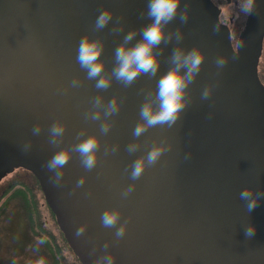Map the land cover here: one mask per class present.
<instances>
[{
	"label": "water",
	"instance_id": "95a60500",
	"mask_svg": "<svg viewBox=\"0 0 264 264\" xmlns=\"http://www.w3.org/2000/svg\"><path fill=\"white\" fill-rule=\"evenodd\" d=\"M148 2L0 0V179L12 167L35 176L82 264H95L105 254L114 257L113 264H264V198L251 212L239 198L246 186L264 191V86L256 76L254 57L264 31V0H256L235 49L210 0H181L165 31L180 28L183 39L177 42L173 36L160 46L156 76L142 73L127 87L113 77L108 89H97L77 62L82 36L104 40L100 59L110 75L115 49L126 33L137 30L129 42L134 44L151 22ZM185 3L188 20L182 23ZM103 9L112 11V19L96 30L95 20ZM114 25H123V31L114 33ZM177 43L185 50L199 46L205 54L188 86L190 102L171 128L150 127L136 138L141 106L149 91L155 94ZM220 55L227 59L223 68L216 64ZM74 78L80 81L78 87L72 86ZM208 85L211 95L201 99ZM97 95L105 104L115 95L120 103L119 112L108 117L107 134L100 133L103 114L98 121L85 118ZM57 120L65 124V133L62 143L52 145L49 129ZM35 125L41 127L39 135L32 134ZM81 130L85 136L99 137L97 165L86 170L73 152L56 184L46 162L60 148L71 147ZM165 138L170 150L132 181V162ZM27 141L31 148L25 152ZM129 143L139 145L136 152L129 154ZM113 145L117 151L105 155V147ZM81 177L84 184L76 187ZM130 184L134 190L125 198L122 193ZM109 207L121 209V223L128 220L119 240L116 229L101 222ZM249 224L255 226L252 237L245 235ZM82 226L85 231L77 236Z\"/></svg>",
	"mask_w": 264,
	"mask_h": 264
},
{
	"label": "clouds",
	"instance_id": "9594fccd",
	"mask_svg": "<svg viewBox=\"0 0 264 264\" xmlns=\"http://www.w3.org/2000/svg\"><path fill=\"white\" fill-rule=\"evenodd\" d=\"M181 0H149L147 15L151 22L144 25L141 30V37L134 44H130L136 36V29L129 30L115 49V66L111 74L104 71V61L100 59L102 50L104 49V40L101 37L90 38L88 33H85L77 50V62L80 67L87 72V78L95 80L97 89L106 90L110 87L112 78L123 83L126 87L133 84L135 80L143 73L151 77L156 76L159 67V56L163 53L162 44L167 45L172 41L173 36L177 42L183 39V34L180 28L175 31H165L166 26L176 18ZM256 7V0H241L238 4L239 13L244 16L251 15ZM238 13V17H239ZM144 14L141 13V16ZM180 20L186 23L188 20V4L185 3L184 9L180 13ZM112 19V11L103 9L100 11L95 20V29L100 30L105 28ZM117 25H120L117 22ZM218 31V26L215 27ZM112 31L118 33L123 31V25L113 26ZM243 40L238 42L237 47L243 45ZM159 48V52L156 49ZM204 52L199 46H193L191 49L185 50L177 43V46L172 50L170 56V66L167 71L162 73L157 82V90L155 94L149 91L146 95L144 103L140 110V121L136 124L133 136L139 138L150 127L167 126L171 128L179 119L182 111L190 102L188 95V86L194 81L200 71L204 60ZM234 57L238 56V52L233 53ZM227 63V59L220 55L216 59L218 68H223ZM72 86L78 87L80 81L72 80ZM212 86H205L201 95V99H208L211 95ZM120 103L114 95L106 104L100 95H97L93 100L92 108L85 114L86 119L98 121L103 114L104 120L100 124V133L107 134L111 128V121L108 117L118 113ZM41 127L35 125L32 129L33 135H39ZM65 133V124L59 120L53 122L49 129V143L58 145L62 143ZM83 137V138H81ZM139 145L137 143H129L127 151L129 154L137 151ZM31 148V141L25 142L23 150L26 152ZM100 148V140L96 133L85 136L84 131L77 133V140L71 147L65 146L57 150L54 155L46 162V167L53 173L54 183L59 184L63 178V169L68 163L73 152L78 153L82 166L91 171L98 162V150ZM118 146L113 145L110 148L105 147L104 153L107 155L110 151H117ZM171 144L166 141L154 143L150 150L137 157L131 165L130 177L132 181L138 180L144 173L146 167L154 166L161 158L162 154L169 151ZM187 159V156L185 157ZM127 171V169H125ZM84 184V178L81 177L76 187H81ZM134 190V185L127 186L123 193V197H127ZM239 198L245 202L248 212H251L257 207L258 202L264 198V191H254L251 187H244L239 193ZM121 209L119 207L106 208L101 215L102 225L106 228H115V236L119 240L123 238L126 232L128 220L120 222ZM118 225V227H117ZM84 227H80L76 231V235L84 233ZM255 233V226L249 224L245 228V235L252 237ZM43 243V240L40 241ZM108 247L107 243L104 245ZM114 257L110 254L100 256L95 264H113ZM37 264H45V260L41 257Z\"/></svg>",
	"mask_w": 264,
	"mask_h": 264
},
{
	"label": "rangeland",
	"instance_id": "374dc122",
	"mask_svg": "<svg viewBox=\"0 0 264 264\" xmlns=\"http://www.w3.org/2000/svg\"><path fill=\"white\" fill-rule=\"evenodd\" d=\"M220 4L223 6L225 18L231 15L234 21L239 23V27L232 25L237 32L243 25L244 14L239 13V8L234 5H226L222 2ZM17 189L26 191V198L33 203V209L28 207L25 199L27 206L20 203L19 196L23 197V195H16ZM30 210H32L31 215L28 213ZM53 218L31 172L16 168L0 179V264H37L42 256L35 245L41 239H36L34 236V240H29L28 236L31 233V227L35 230L38 221L42 225L44 234L53 236L61 247L60 251L56 249L60 261L64 264H78L65 246L61 230L55 222L56 219L54 218V221ZM42 244L48 249L47 259L50 264H58L57 255L49 248L48 243L43 240Z\"/></svg>",
	"mask_w": 264,
	"mask_h": 264
},
{
	"label": "flooded vegetation",
	"instance_id": "af4514ba",
	"mask_svg": "<svg viewBox=\"0 0 264 264\" xmlns=\"http://www.w3.org/2000/svg\"><path fill=\"white\" fill-rule=\"evenodd\" d=\"M210 1L218 8V20H219L220 23L224 24L227 27L228 32H229V36H230L231 45L235 49L237 37H238L240 31L243 29V26H244V23H245V20H246L247 16L243 20V25L236 32L235 29L232 27V25H234L235 27H239V23H236L234 21L233 16H231V15L227 19L225 18V13L223 11V6L220 3L222 2V4L234 5L236 8H238V4L241 2V0H210ZM254 57H255V73H256V76H257L258 80L260 81V83L264 86V31H263L262 36H261L260 46L257 49V54ZM16 168H21V167H12V169L9 172H12V170H15ZM25 170H27V169H25ZM9 172H7V173H9ZM33 177H34V179H35V181L37 183V186L39 187V190L41 191V188L39 186V183H38L37 179L35 178L34 175H33ZM41 193H42V191H41ZM42 195H43V193H42ZM43 197H44V195H43ZM44 200H45V198H44ZM45 203H46V201H45ZM53 217L55 218L54 215H53ZM54 221H55V219H54ZM34 232H35L34 234H32V233L29 234L30 235L29 240L30 239L34 240L33 239L34 236H35L36 239L45 240L48 243L49 248L57 255L58 264H64V263H62L60 261V259L58 257V254L56 252V249L60 251L61 247L55 241V238L53 236H51V235L49 236V235H45L44 234L42 225H41V223L39 221H38V224L36 225V228H35ZM60 233H61V237H62V240H63L65 246L72 253V255L74 256V259L77 261L78 264H82L81 261L79 260V258L77 257V255L75 254V252L69 246V244H68L67 240L65 239L63 233L61 231H60ZM36 243L37 244L35 246H36L38 252L44 258L45 264H50L49 260L47 259V250L48 249L44 246V244H42L40 242H36Z\"/></svg>",
	"mask_w": 264,
	"mask_h": 264
},
{
	"label": "trees",
	"instance_id": "16d2710c",
	"mask_svg": "<svg viewBox=\"0 0 264 264\" xmlns=\"http://www.w3.org/2000/svg\"><path fill=\"white\" fill-rule=\"evenodd\" d=\"M15 193H16V195L17 194H22L23 195V197L22 196H19L21 199H20V203H22L23 205H25V206H27L26 205V203H25V201L27 202V204H28V207H30L31 209H33L34 208V205H33V203H31V202H29V200L26 198L27 197V194H26V191L24 190V189H17L16 191H15ZM24 199H25V201H24ZM29 202V203H28ZM48 209H49V207H48ZM49 211H50V209H49ZM32 210H30V211H28V213L31 215L32 213ZM52 212V211H51ZM53 214V213H52ZM32 225V224H31ZM31 233L32 234H34L35 232H34V230H33V227H31ZM29 237H30V235L28 236V239H29Z\"/></svg>",
	"mask_w": 264,
	"mask_h": 264
}]
</instances>
